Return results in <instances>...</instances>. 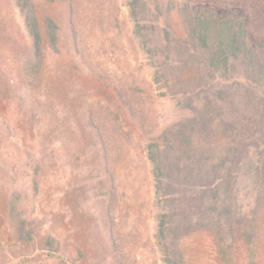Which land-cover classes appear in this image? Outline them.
<instances>
[{"label": "trees", "instance_id": "obj_1", "mask_svg": "<svg viewBox=\"0 0 264 264\" xmlns=\"http://www.w3.org/2000/svg\"><path fill=\"white\" fill-rule=\"evenodd\" d=\"M13 2L29 37L18 74L34 84L40 81V94L47 99L50 88L45 78L52 71L54 62L50 58H55L60 50L61 26L53 16L40 15L37 0ZM63 2L68 25L77 40L79 0ZM124 2L138 47L155 65V79L161 75L166 81L160 95L178 98L179 106L187 111L146 147L145 163L154 187L155 241L164 264H188L181 240L198 229L211 233L216 264H236L239 247L246 249L248 264H257V235L264 211L261 208L264 200V44L249 33L244 20L237 22L221 14L212 16L196 0ZM174 12L181 20V32L169 24L168 17ZM14 55L0 57V99H6L9 89L14 91ZM4 63L10 67L7 69ZM119 95L121 104L131 109L130 114L139 116L123 91L119 90ZM6 103L11 107L16 105L11 98ZM41 107L43 110L36 109L34 116L38 120L24 142L38 214H43L42 209H59L67 189L58 185L69 186L66 178L60 181L64 174L52 184L43 180L44 169H53L52 163L57 160V141L51 127L59 111L58 107L49 105L48 108L44 102ZM107 108L115 125L127 134L125 111ZM26 111L30 117L29 110ZM4 120L11 127V117L8 122ZM87 127L95 142L104 146L103 129L91 114H88ZM7 130L0 124V166L7 174L8 171L13 174L18 160L13 159L12 149L5 148L8 153L4 154L3 142L9 146L18 142L12 128L11 132ZM31 143L37 157L30 155ZM105 165L109 169L106 160ZM108 179L111 183L103 197L104 213L112 249L117 250L113 227L117 201L115 175L108 174ZM19 217L16 199H11L9 220L27 244L34 237L26 230L25 219ZM55 239L50 235L46 238L43 248L46 255L57 258L58 264H74ZM17 263L11 254L5 260V264Z\"/></svg>", "mask_w": 264, "mask_h": 264}, {"label": "rangeland", "instance_id": "obj_2", "mask_svg": "<svg viewBox=\"0 0 264 264\" xmlns=\"http://www.w3.org/2000/svg\"><path fill=\"white\" fill-rule=\"evenodd\" d=\"M37 2L40 15L53 16L61 26L60 50L55 58H50L54 63L45 78L50 88L47 99L40 94V81L34 84L18 74L29 37L13 0H0V57L16 54V64H12L15 93L10 89L5 93V100L11 98L16 105L11 107L0 99V124L7 131L12 128L18 142L15 146L3 142L4 154L8 153L5 148L12 149L18 164L13 174H7L0 166V264H5L10 254L17 264H58L60 261L48 257L43 249L49 235L56 238V244L74 264H164L155 241L154 187L145 163L146 147L187 111L179 106L178 98L160 95L166 81L161 75L155 79L153 61L138 47L124 0H79L77 40L68 25L63 0ZM196 4L206 6L212 16L221 14L237 22L244 20L249 33L264 44V0H196ZM168 21L177 32L182 31L176 12ZM3 80L8 81L7 77ZM119 90L139 116L131 115V109L121 104ZM43 102L59 111L51 127L57 141V160L52 163L53 169H44L43 180L52 184L64 174L60 181L66 178L69 186L58 185L67 189L59 209H42L43 214H38L24 142L38 120L34 116L36 109L43 110ZM109 106L125 111L127 134L115 125ZM88 114L103 129L104 146L95 142L87 127ZM10 117L11 127L4 123ZM7 141L11 142L9 138ZM31 145L30 155L37 157L34 144ZM108 174L115 175L117 187L113 225L117 250L112 249L104 213L103 197L111 183ZM11 199H16L19 218L25 219L26 230L34 237L27 244L9 220ZM261 204L264 210V200ZM262 213L257 264H264ZM211 238L208 230L198 229L181 240L188 264H216ZM245 255L246 249L239 247L236 264H248Z\"/></svg>", "mask_w": 264, "mask_h": 264}]
</instances>
